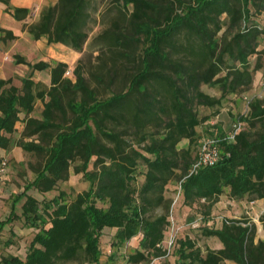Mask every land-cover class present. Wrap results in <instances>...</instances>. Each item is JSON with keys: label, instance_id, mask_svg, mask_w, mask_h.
I'll return each instance as SVG.
<instances>
[{"label": "trees", "instance_id": "16d2710c", "mask_svg": "<svg viewBox=\"0 0 264 264\" xmlns=\"http://www.w3.org/2000/svg\"><path fill=\"white\" fill-rule=\"evenodd\" d=\"M0 1L15 21L32 17ZM263 22L264 0H55L23 24L35 42L89 53L73 69L13 56L29 72L0 79V149L29 156L27 190L45 194L71 173L88 187L73 198L19 192L20 216L12 204L0 226L22 219L33 235L23 260L8 255L0 264H100L104 230L114 232L115 250L136 241L123 264H264V241H255L247 220L202 227L217 250L189 237L164 245L171 182L180 185L182 203L199 204L205 218L225 192L264 200V96L249 101L232 139L222 131L212 137L217 162L191 171L196 128L211 118L201 109L249 92L263 67ZM14 40L0 29L1 43ZM34 72H47L48 84L34 81Z\"/></svg>", "mask_w": 264, "mask_h": 264}, {"label": "rangeland", "instance_id": "374dc122", "mask_svg": "<svg viewBox=\"0 0 264 264\" xmlns=\"http://www.w3.org/2000/svg\"><path fill=\"white\" fill-rule=\"evenodd\" d=\"M264 25V22H263ZM95 29L91 34V38L98 33ZM1 50H3L1 48ZM16 54L26 56V60L31 64L38 61L45 62H63L66 63L70 69H73L78 59L88 56V47L84 48L83 53H75L62 45H46L45 41L35 42L31 39V45H28L27 38H22L15 48ZM84 55V56H83ZM96 54L94 53L93 56ZM7 58H5L6 60ZM89 60V59H88ZM27 66H20V76L22 78L28 74ZM34 81H40L48 84L49 77L47 72H34ZM14 84L20 86V81L14 79ZM202 90L210 96H219V92L215 88L203 86ZM264 96V60L262 69L254 76L252 88L246 94L235 97L229 96L222 106L214 108H202L201 112L211 115L210 120L196 128L199 135V141L206 138L218 137L219 131L228 133L232 126L237 122L240 114L247 111L248 101L254 98H262ZM40 106H37L34 115L39 112ZM198 141V143H199ZM181 145H185L183 140ZM7 161L6 172L0 181V221L7 218L11 205L14 206V214L20 216V206L22 198H18L21 191L26 190L32 196L41 200L42 197L50 199L56 196L59 191H63L66 196L73 198L77 193L85 190L88 187V182L83 180L80 175L70 174L69 179L64 182H59L57 187L45 194H40L35 189H25V185L33 177L31 171L27 167L29 156L22 151L11 154L0 153ZM166 196L171 199L169 221L170 227L165 234L164 245L170 248L169 243L183 237H189L194 240L201 248H210L217 250L221 248L219 242L214 238H204L200 234V230L204 226H212L218 228L224 220H247L255 225L256 236L255 241H264V225L260 221L262 214H264V200H247L246 197L241 199L230 198L225 192L218 201L212 206L209 218L203 217L202 208L199 204L186 206L182 203L181 193L176 182H171L167 186ZM160 212L159 209L155 211ZM113 231L104 230L100 238L99 248L101 251L100 264H123V257L127 252H130L136 241H131L126 247L115 250L111 248V238ZM33 232L27 228L22 219H16L9 224L0 226V260L2 257L12 255L19 259H24L29 242L32 238ZM173 261L172 257H169ZM75 264V263H69ZM224 264H231L225 262Z\"/></svg>", "mask_w": 264, "mask_h": 264}, {"label": "crops", "instance_id": "0c3cea01", "mask_svg": "<svg viewBox=\"0 0 264 264\" xmlns=\"http://www.w3.org/2000/svg\"><path fill=\"white\" fill-rule=\"evenodd\" d=\"M54 2L55 0H9V6L11 8H27L31 11L32 17L28 18L23 22H17L12 18L10 12L6 11V6L0 1V29L11 31L16 37V40L12 42H0V79H7L11 77L13 78L15 76H20L19 73L21 65H15L13 63V56L18 55L15 51L16 45L24 37L27 38L28 45H31V38L27 33L22 31V26L23 24H29L34 21L37 18L38 13L42 7L47 6L49 4H53ZM1 48L3 50H1ZM20 56L26 59V56ZM5 58L7 59L5 60ZM16 126L19 129L21 128L18 124ZM17 151L20 152L21 150L18 147H13L9 151L0 149V153L4 154H11Z\"/></svg>", "mask_w": 264, "mask_h": 264}, {"label": "built area", "instance_id": "2783aa9c", "mask_svg": "<svg viewBox=\"0 0 264 264\" xmlns=\"http://www.w3.org/2000/svg\"><path fill=\"white\" fill-rule=\"evenodd\" d=\"M66 77H71V70L69 69L65 73ZM249 103V101H248ZM247 103V105H248ZM241 123L239 121L235 122L232 126V129L227 134L228 139H232L234 134L240 129ZM216 140L212 138H206L199 141L198 151L196 154V159L192 164L191 171L199 167L211 166L215 164L219 158L218 150L215 146ZM7 161L6 159L0 154V181L2 180L3 176L6 172ZM180 192V185L178 186ZM172 242L169 243L171 246Z\"/></svg>", "mask_w": 264, "mask_h": 264}]
</instances>
